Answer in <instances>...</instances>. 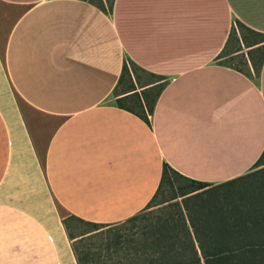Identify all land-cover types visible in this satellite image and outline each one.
<instances>
[{
	"label": "crops",
	"instance_id": "0c3cea01",
	"mask_svg": "<svg viewBox=\"0 0 264 264\" xmlns=\"http://www.w3.org/2000/svg\"><path fill=\"white\" fill-rule=\"evenodd\" d=\"M233 16L264 33V0H0V264H78L64 219L139 213L165 162L214 184L254 167L264 64L213 62L243 50ZM128 61L170 76L149 120L132 70L115 93Z\"/></svg>",
	"mask_w": 264,
	"mask_h": 264
},
{
	"label": "trees",
	"instance_id": "16d2710c",
	"mask_svg": "<svg viewBox=\"0 0 264 264\" xmlns=\"http://www.w3.org/2000/svg\"><path fill=\"white\" fill-rule=\"evenodd\" d=\"M239 23L256 37L251 40L243 32L244 45L252 47L260 44L249 53L254 67L261 71L264 64V44H261L264 34ZM235 32L236 28L233 27L230 37ZM259 35L262 37L257 38ZM242 49L243 45L239 44L237 51ZM224 53L225 50L218 57ZM260 53L262 56L257 58ZM125 76H132L127 63L120 80ZM135 89L132 81L130 90ZM146 98L137 91L133 92L131 100L135 106L128 108L149 120ZM123 99L118 98L117 102L123 105ZM155 106L150 107L151 114ZM260 162L264 163V151L255 165ZM170 172L184 176L165 162L156 194L143 210L129 217L132 220L142 216L146 223L138 230L117 234L106 246V252L95 253L98 259L90 250L81 254L74 246L78 264H99L95 262L101 259L103 264H264V168L216 185L184 176L190 184L180 195H191L184 198L183 205L176 201L140 214L158 195ZM243 179L246 180L244 184H236ZM216 186H228V189L216 194L211 189ZM177 197L174 194L169 199ZM64 224L69 237L75 238L69 232L67 218Z\"/></svg>",
	"mask_w": 264,
	"mask_h": 264
},
{
	"label": "rangeland",
	"instance_id": "374dc122",
	"mask_svg": "<svg viewBox=\"0 0 264 264\" xmlns=\"http://www.w3.org/2000/svg\"><path fill=\"white\" fill-rule=\"evenodd\" d=\"M233 27L236 28V32L232 34L230 46H239L238 42V34L242 36V33L244 32L251 40L256 38L253 36L247 29L242 27L240 25L239 20L233 16L232 18V29ZM262 33V32H261ZM264 34V33H262ZM262 37L259 35L260 38ZM261 44H264L262 42ZM255 47V46H252ZM250 48L247 46H243V50L241 53H229L228 51H225V53L217 57L213 60V62H221L226 63L228 65H231L233 67L239 68L240 70L244 71L248 75L252 76L255 79H259L261 75V71H259V68L254 67L253 62L250 57ZM264 52V50H263ZM261 53L257 56V58L261 57ZM129 68L134 72L136 81L140 87L141 93L143 96H147V101H145V105H147V108H149L148 115L150 116V107H153L156 104V101L159 98V95L161 91L165 88L167 83L170 80V76L166 75H155L154 73H148L137 65H135L134 62L128 61L127 62ZM132 79L129 76H126L124 78L123 84L116 90V94L123 91L128 90L131 87ZM146 85H149L146 87ZM143 86V87H142ZM145 99V100H146ZM135 106V103L132 104ZM261 168H264V163L260 162L259 164L254 165V167L249 171L253 172L256 170H259ZM248 172V173H249ZM247 173V174H248ZM240 180L238 183H243L246 181ZM190 184V181L186 179L184 176L176 174L174 172H170L169 176L165 180L162 189L158 193V195L155 197V199L149 204V207H147L142 213H147L151 210H155L159 208L162 205H166L172 202L179 201L183 205V200L186 196L191 195L187 194L185 196H181L182 190H185V188ZM213 185H216L212 183ZM228 186L223 187H213V192L216 194H221L225 190H227ZM174 194L178 195L175 199H169ZM208 196L207 194H205ZM68 225H69V232L76 236L73 238V244L77 248V250L83 254L84 251L90 250L95 256H97L95 253L97 252H106L105 248L109 244L110 240L114 238L117 234H125L129 232L130 230H138L141 226H143L146 221L141 216L138 219H132L129 220V217L117 222L113 223H100L98 225H94L87 220H82L76 216H68ZM98 259V256L96 257ZM103 264L104 262L97 261L95 263ZM92 263V262H91Z\"/></svg>",
	"mask_w": 264,
	"mask_h": 264
}]
</instances>
